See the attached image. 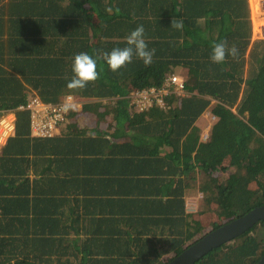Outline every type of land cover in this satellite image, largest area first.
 Segmentation results:
<instances>
[{
	"label": "trees",
	"instance_id": "trees-1",
	"mask_svg": "<svg viewBox=\"0 0 264 264\" xmlns=\"http://www.w3.org/2000/svg\"><path fill=\"white\" fill-rule=\"evenodd\" d=\"M250 8L249 0H0V111L36 95L89 100L67 116V127L77 128L68 139V132L33 136L30 112L16 111L15 131L0 150V264H167L210 230L264 205V39H252ZM173 18L183 30L171 27ZM139 25L155 49L151 66L133 57L113 72L99 59V78L69 93L75 54L96 58L126 47ZM221 41L238 55L216 64L211 46ZM172 74L183 77L185 93L138 110L134 94L161 88ZM82 111L95 114L97 125L80 126ZM205 112L215 122L203 135L207 126L197 122ZM77 154L98 161L90 173L105 184L125 175L131 195L114 200L117 213L86 212L105 202L90 185L85 199L73 198L85 212L63 213L59 222L60 197L51 189L63 190L61 176ZM136 155L143 169H120ZM30 168L40 175L32 181ZM198 190L202 204L188 213L185 196ZM82 228L85 238L64 235ZM263 254L259 221L193 264H257Z\"/></svg>",
	"mask_w": 264,
	"mask_h": 264
},
{
	"label": "crops",
	"instance_id": "crops-1",
	"mask_svg": "<svg viewBox=\"0 0 264 264\" xmlns=\"http://www.w3.org/2000/svg\"><path fill=\"white\" fill-rule=\"evenodd\" d=\"M87 101H89V100H87ZM81 107H83V104H81ZM81 110H83V109L82 108L77 109V111H81ZM94 116H95V114H93L91 112H83L82 111V114L79 117H77L78 118L77 120L75 118H73L70 121L76 120V121H78V124L80 126H85V125L95 126V125H97V122H96V118ZM200 121L201 120L199 119L197 123L200 124L199 123ZM100 126H101V128H105L106 123L101 122ZM63 127H62V129H60V132L57 135H61L62 137H65L64 136L65 134H63V133L68 132V134H70V136H66L67 139L70 138L71 136H74L75 132L77 131V128H75V127L69 128V127H67V124L64 125ZM208 129L209 128H207V130H205V131L207 132ZM81 133H84V132H81ZM121 135L122 134H120V136ZM107 137H109V136H107ZM118 140H121V137ZM111 144H112V142H111ZM99 145H97V146H99ZM144 145H145V143L143 144V142H142L138 146L143 147ZM138 146L132 147V149L133 148L136 149ZM102 148H103V146H100L98 148V150H101ZM108 150H109V145H106L105 150H102V151H105L104 154L106 155ZM77 156H78V158H74L71 160V165L69 166V168H66L67 174H65V175L63 174L61 176V179L64 180V181H62L63 184H62V188H61L63 190L57 191V190H55L54 187H52V189H51L54 192H56L57 197H60V201L57 202L58 203V209H57V211L54 212L55 214L58 215L57 217H59V222H60V220L62 221L61 216L63 215V213L70 214V213L74 212L76 214L77 213L83 214V212H85L84 205L82 203L77 205V203L74 202L73 198L85 199L86 197H85L84 191L86 189L88 190L91 187H92V189H94L98 192L100 191L96 197H98V199H103L105 202L93 203L92 205L87 206L88 210H86V212L91 210L92 213H106V214H109V216H111L112 213H117L119 211L118 202H114V200L116 201L118 199H121L125 195H127V196L131 195V194L128 195L129 193L128 194L124 193V191L127 193V190H130V185L128 183L122 182L123 177L125 175L124 174H120V175L118 174V175L112 176V180H109L111 183L105 184V181L103 179L104 176H98L96 174L93 175L90 173L91 170L92 171L97 170L96 167L98 166L97 165L98 161L97 162L88 161L89 157H91L89 155L77 154ZM130 160L134 163L125 160L124 162L120 163V169L125 170V169H127L128 166L130 167V169H136L137 166H138V169L139 168L143 169L141 167V166H143L142 165L143 161H140L141 159H139V157L137 155L134 156V158H132ZM106 164H107V166L114 167V166H116L117 161L113 160L110 162H106L104 167L106 166ZM36 171H37L36 168H30L29 178L31 181L36 179V177L39 175V173ZM75 172L78 175L77 181H72V178H70V177L71 176L73 177ZM126 176L128 178L132 177L131 175H126ZM91 177H92V181H88ZM143 177H145V176H143ZM93 179H94V181H93ZM136 179H139V177H136ZM120 180H121V182H115V181H120ZM149 180H150V178H149ZM101 181H103V182H101ZM59 182L61 183L60 180H59ZM153 184H154V181L152 183V190H154ZM90 185H91V187H90ZM149 186L150 185L142 186L141 189H143L145 187L148 188ZM147 188L144 190H147ZM161 188H162L161 186H158V190H160ZM73 189H75L74 191H76V192H73ZM138 189H140V188L138 187ZM197 192H198V197H196ZM201 193L204 194L202 191L198 190V191H195L193 193L187 194L185 196V206H186V211L188 213H191V214L197 213L200 205L202 204V199H201V202L199 200V196ZM146 195H149V193H145L144 196H146ZM135 196H138V194ZM63 198H64V200H63ZM196 198H197V200H196ZM193 204H194L193 207H195V209H192V208L190 209V205H193ZM64 235H65V237H71V238H78V237L85 238V237H87V234L85 233L83 228L80 232L72 231L69 233L67 231H64Z\"/></svg>",
	"mask_w": 264,
	"mask_h": 264
},
{
	"label": "clouds",
	"instance_id": "clouds-1",
	"mask_svg": "<svg viewBox=\"0 0 264 264\" xmlns=\"http://www.w3.org/2000/svg\"><path fill=\"white\" fill-rule=\"evenodd\" d=\"M171 27L177 30H183V20L173 18ZM125 41L126 47H116L110 52L98 51L96 53V58H93V56L87 52L75 54L72 63L73 76L66 84L69 93L83 90L89 83H94L99 78V72L97 71V62L99 59L105 61L113 72H118L121 68L132 63L133 57L142 60L146 67L151 66L155 56V49L148 48L143 25L137 26L127 34ZM211 49L210 60L216 64L224 63L227 56L236 58L238 55L236 46L233 45L228 47L227 41L213 42ZM72 95L73 94H68L65 99L63 104L65 110H75L77 108ZM82 101L84 103L87 99H83Z\"/></svg>",
	"mask_w": 264,
	"mask_h": 264
},
{
	"label": "built area",
	"instance_id": "built-area-1",
	"mask_svg": "<svg viewBox=\"0 0 264 264\" xmlns=\"http://www.w3.org/2000/svg\"><path fill=\"white\" fill-rule=\"evenodd\" d=\"M256 1L258 10L259 8L264 9V0ZM261 9L260 11H262ZM185 91L186 87L183 77L178 74H172L166 78L161 88L152 87L142 92H136L134 94V102L137 109L142 111L152 104L153 99L158 104L164 105V97L170 92L183 95ZM67 96L56 102H46L42 97L36 95L27 103L21 104L15 109L0 111V150L15 131L17 110H28L30 112V126L33 136L51 137L58 134L67 122V116L79 107V104L75 101L77 98L72 95L77 108L75 110H65L63 104Z\"/></svg>",
	"mask_w": 264,
	"mask_h": 264
},
{
	"label": "water",
	"instance_id": "water-1",
	"mask_svg": "<svg viewBox=\"0 0 264 264\" xmlns=\"http://www.w3.org/2000/svg\"><path fill=\"white\" fill-rule=\"evenodd\" d=\"M259 221H264V205L213 229L191 244L167 264H193L213 249L229 243ZM257 264H264V254Z\"/></svg>",
	"mask_w": 264,
	"mask_h": 264
},
{
	"label": "rangeland",
	"instance_id": "rangeland-1",
	"mask_svg": "<svg viewBox=\"0 0 264 264\" xmlns=\"http://www.w3.org/2000/svg\"><path fill=\"white\" fill-rule=\"evenodd\" d=\"M257 1L256 0H249V3H250V9H251V18H252V26H253V40L255 39H264V9H261L259 8L258 10V4L255 6L254 8V4L256 3ZM260 9L262 11H260ZM64 97V96H63ZM61 97V99L63 98ZM77 99L75 100L79 105V109L81 108V104H84L83 103V98L81 97H78V96H75ZM44 101L46 102H49L51 100L49 99H43ZM200 124L201 126L203 127V130L204 128L207 126V128H210L211 124L215 122V119H214V116L212 114H210V112H205L201 117H200ZM206 128V129H207ZM205 129V130H206ZM202 130V131H203ZM206 131L203 132V134L205 135ZM196 197H198V192H197V195ZM203 198V194L201 193L200 196H199V200L201 202V199ZM197 200V198H196ZM199 202V203H200ZM193 205H190V209H195V207H193ZM211 231V230H210Z\"/></svg>",
	"mask_w": 264,
	"mask_h": 264
},
{
	"label": "bare ground",
	"instance_id": "bare-ground-1",
	"mask_svg": "<svg viewBox=\"0 0 264 264\" xmlns=\"http://www.w3.org/2000/svg\"><path fill=\"white\" fill-rule=\"evenodd\" d=\"M257 5V3H255L253 6H254V8H255V6Z\"/></svg>",
	"mask_w": 264,
	"mask_h": 264
}]
</instances>
